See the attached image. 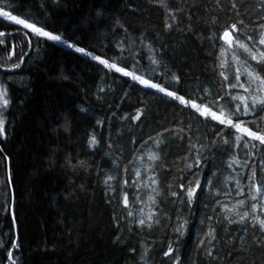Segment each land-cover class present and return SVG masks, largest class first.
I'll return each instance as SVG.
<instances>
[{"label": "trees", "instance_id": "16d2710c", "mask_svg": "<svg viewBox=\"0 0 264 264\" xmlns=\"http://www.w3.org/2000/svg\"><path fill=\"white\" fill-rule=\"evenodd\" d=\"M235 2L240 17L231 9V0H220L219 6L216 0H167L168 9H184L178 14L180 23L169 31L164 29L166 10L159 0H7L11 7L5 10L15 8L14 15L61 34L65 41L92 55L110 61L120 57L118 66L143 74L186 99L195 98L199 103L208 89V99L224 96L234 109L239 101L230 102L225 93L247 94L227 86L229 81L235 82L238 65L228 51L224 67L219 66L224 42L218 37L225 25L237 19L259 22L258 17L264 15L257 7L259 0ZM189 23L192 31L186 29ZM0 31L9 33L0 37L4 40L0 44V83L5 84L9 99V106L2 110L6 135L0 138V264H9L12 240L18 244L12 251L16 264H173L176 256L180 257L177 264H264V247L252 244L251 230L245 234L243 225H230L225 232L226 222L218 223L216 215L220 213L217 201L231 206L246 197L250 168L243 166V160L256 167L257 182L264 183L259 171L264 149H254V155L247 157V150L235 142L234 129H223L224 138L230 141L224 145L215 135L223 126L199 116L191 107L110 71L72 48L40 41L3 18ZM34 47L40 50L39 59L29 64L27 57ZM11 49L12 58L20 61L30 50L15 71L7 68L12 65ZM236 52L241 61L247 60L264 74V66L242 50ZM150 56L160 63L153 65ZM221 71L229 81L220 76ZM14 73L27 81H11ZM173 74L179 83L171 82ZM245 81L242 76L241 82ZM138 110L141 116L133 120ZM261 117L264 112L257 109L255 118L259 121ZM248 126L256 128L255 124ZM157 133H162L159 145L155 143ZM90 135L97 140L91 148ZM190 139L204 146L202 165L198 170L181 171L195 155V150L189 153ZM148 152L158 153L161 161L150 162ZM4 156L9 159L5 161ZM185 156L187 161L182 159ZM233 156L241 164L229 167ZM150 163L154 171L145 170ZM136 169H140V177H136ZM109 175L116 177L110 182L112 190L104 182ZM150 175L158 183L142 187ZM196 179L201 187L189 205L179 185L194 184ZM237 179L241 196L236 195ZM123 181H127L124 190L129 209L122 204ZM153 187L161 195L150 205ZM170 191H177L178 197L170 196ZM141 207L145 214L151 208L160 223L151 229L138 227L135 220ZM128 210L133 217H128ZM177 216L187 221L182 236L173 231ZM222 217L220 213L219 219ZM210 225L216 229L211 244L204 235ZM241 235H246L247 251H237ZM170 243L175 254L165 257ZM208 248L218 259L206 257ZM145 249L147 255L142 259Z\"/></svg>", "mask_w": 264, "mask_h": 264}, {"label": "snow or ice", "instance_id": "6c2138e0", "mask_svg": "<svg viewBox=\"0 0 264 264\" xmlns=\"http://www.w3.org/2000/svg\"><path fill=\"white\" fill-rule=\"evenodd\" d=\"M55 2V0H54ZM159 3L162 7H165L166 16L164 20V29L165 31H169L175 28L180 23L179 13H182L184 9L182 7L175 9L167 8V0H159ZM220 0H216L217 6H219ZM11 7L7 0H0V18H3L5 21H9L15 25H20L23 29L29 30L31 36L38 38L40 41H52L58 43H65L63 36L61 34H56L55 32L46 29L44 26H38V24L34 21H31L28 18H21L19 15H14L15 8H12L11 11L5 10L6 8ZM43 7V5H41ZM262 11H264V0H259V4L257 5ZM231 9L236 11L237 17H240L241 13L238 10V5L235 0H231ZM99 15V13H98ZM188 19L191 20V15L188 16ZM258 21H252L251 23H245L244 19H237L235 23L227 24L224 26L223 32L220 34L218 39L224 42V45L221 46L220 49V67L223 68L226 61L223 59L225 53L228 51H232V61L237 63L238 67L236 69L235 74V82L229 81L228 76L225 75L223 71L220 72V76L224 78L225 81L228 82V87L235 89L241 88L244 93L247 95H231L230 93H225V96L230 97V102L239 101V103L235 104V108L233 109L229 103L225 102L224 96H215L212 99H208L210 93L208 89L204 90V95L200 97V102H197L195 98H185L183 95H179L177 91H170L168 88L162 86L159 83L152 82V79L145 78L143 74H136L135 71H129L125 67L118 66V61L121 59L117 57L110 61L109 59L102 58L100 56L92 55V53L86 51L83 47L75 46L74 44L68 43L67 47L74 48L75 52L81 53L86 56H90L92 60L97 61L100 65H103L104 68L114 70L117 73L122 74L123 76L131 77L133 81H136L143 85L144 87L156 89L157 91L164 93L166 96L171 97L173 100L178 101L184 107H191L195 110L199 116L204 117L206 120L210 118L212 121L217 122L219 125H222L223 128L216 132L215 135L221 139V142L224 145H228L230 141L223 136V129H234L235 133V142L238 145H242L245 151V156L252 157L254 149H264V126H262L261 122H264V117H261L258 121L255 117L257 115V109L260 112H264V74L256 71L247 60L241 61L240 56L237 54L236 50H242L247 56L255 61L257 65L264 66V15L258 17ZM215 23V20H213ZM188 31H192V26L189 23L186 26ZM9 35L7 32L0 31V37H6ZM241 36H245V39H241ZM25 39L28 40L29 46H31V39L28 36V33H25ZM0 44H4V40L0 39ZM146 47L151 48L150 45H145ZM123 51V46L118 45ZM12 53H9L11 56ZM24 57H21V61H23ZM150 62L153 65H158L160 61L155 57H149ZM12 68H19L20 64L11 65ZM135 67V66H134ZM245 76L246 81L241 82V77ZM171 82L179 83V77L176 74L171 76ZM103 91V89H100ZM250 101V103H249ZM9 106L8 99V91L5 84L0 83V109H6ZM141 116V112L138 110L136 115L132 117L133 120L139 119ZM242 116H252L253 119L250 121H245L241 119ZM5 120L3 119L2 113H0V138H4L6 135L5 128ZM99 123V121H98ZM249 124H255V130L252 127H249ZM168 132V129L164 130ZM179 132H183V129L177 130ZM162 133H157V139L155 143L157 145L162 144L163 141L159 139ZM248 137V140H244V137ZM252 141L258 143H251ZM97 143L95 135H90L88 140V146L91 148L95 146ZM212 144H216V141L213 140ZM203 145H197V143H192L191 139L189 142V153H192L195 150V155L192 158L191 163H185V168L181 171H187L193 168L199 169L202 165L203 158L200 153L203 151ZM3 150L0 149V152ZM147 158L150 162L159 163L161 161V157L158 153L148 152ZM3 159L7 161L9 158L4 156ZM136 159H140V157H136ZM187 161L188 157L185 156L182 158ZM115 163V162H114ZM78 164L80 166L84 165L83 161H79ZM233 164L240 165L241 161L238 160L235 156L231 157V163L229 167ZM243 166L249 167L250 172L247 175L248 191L246 197L243 199L237 200L234 204L229 206L228 204L221 203L217 201V205H219L220 213H223L222 220L219 219L220 213H217V222L223 223L225 232L229 231L228 226L230 225H243V232L247 234L249 230L253 233L252 236V244L257 247H264V183L257 182V169L253 165H249V161L247 159L243 160ZM160 167L163 168L164 165L160 164ZM152 168V164L148 165V168L145 169L148 171ZM259 171L262 176H264V157L261 158V163L259 165ZM136 177L141 176L140 169L135 170ZM9 187H11V179L9 173ZM116 180L115 176H106L105 177V185L109 190L111 188V181ZM158 183V178L155 176H148L147 182H142V187H149V185H156ZM127 184V181H123L121 186L122 193V204L125 209L130 208L129 197L127 192L124 190V185ZM235 186L237 188L236 195L241 196L242 193L240 191L242 185L240 180L237 179L235 181ZM172 185L169 184V189H171ZM201 187L200 180L196 179L193 184L191 181L187 186L183 183L179 185L180 189H183V196L186 197L187 203L189 205L192 204L194 197L197 195V190ZM152 192L154 195L148 196V204L155 205L157 203L156 196L161 195V193L155 188H152ZM169 195L172 197H178L177 191H170ZM228 195V193H225ZM143 203V202H142ZM259 209V213L257 210ZM140 217L135 220V224L138 227H147L151 229L154 225H158L160 220L156 217V213L149 208L147 214L144 213V208H140ZM128 217H133L134 213L131 210L127 212ZM120 219H124L121 217ZM209 221L213 219L212 216L207 217ZM118 222V221H117ZM15 223V221H13ZM187 224L186 220H183L181 217L177 216V226L173 229L174 232L178 233L180 236L184 234V229ZM129 231H131V227H129ZM208 237V243L211 244L216 240V229L211 225L208 228V231L204 234ZM231 236L229 237V242H231ZM119 240V237H117ZM246 241V235H241L239 237V248L237 251H247L244 248V244ZM204 244V240L201 239V245ZM18 247L17 241L12 240V248ZM170 254H175V249L172 247L170 243L168 246V250L163 253L165 257L170 256ZM232 253L230 252L229 255ZM147 255V249H145L142 259ZM206 257L215 260L218 257L214 256L212 253V249L208 248L205 252ZM9 264H16V261L12 257V251L9 250L8 253ZM180 260L179 256H176V260L173 261V264H177Z\"/></svg>", "mask_w": 264, "mask_h": 264}, {"label": "rangeland", "instance_id": "374dc122", "mask_svg": "<svg viewBox=\"0 0 264 264\" xmlns=\"http://www.w3.org/2000/svg\"><path fill=\"white\" fill-rule=\"evenodd\" d=\"M7 22H9V21H7ZM9 23H10V24H13V23H11V22H9ZM13 25H15V24H13ZM16 26H19V27L23 28V27L20 26V25H16ZM25 30H27V29H25ZM27 31H29V30H27ZM35 38H36V37H35ZM64 41H65V40H64ZM54 43L67 47V44H68L69 42L65 41V43H58V42H54ZM67 48H69V47H67ZM72 49H74V48H72ZM28 51H29V49H28ZM28 51H27V52H28ZM9 53H12V55L9 56L10 61H12V65H13V64H17V63H19V62H20V64H21V61H20V60H18L17 58H15V59L12 58V57H13V53H14V50H13V49H11V50L9 51ZM27 54H28V53H25V54L23 55V57L25 58V57L27 56ZM39 55H40V50L38 49V47H34V48H32V52H31L30 55L27 57V59H28L27 63L31 64V63L35 62L37 59H39ZM88 57H90V56H88ZM23 62H24V61H23ZM6 66H7V65H6ZM7 68H9V69H11V70H15V69H17V68H12V67H11V64H8ZM9 79H10L11 81H14V82L17 81V82H19V83H20V82H25V81H27V78H26L25 76L20 75V74H15V73H14V75L10 76ZM154 90H156V89H154ZM156 91H157V90H156ZM158 92H159V91H158ZM163 94H164V93H163ZM2 110H3V109H0V113H2Z\"/></svg>", "mask_w": 264, "mask_h": 264}, {"label": "water", "instance_id": "95a60500", "mask_svg": "<svg viewBox=\"0 0 264 264\" xmlns=\"http://www.w3.org/2000/svg\"><path fill=\"white\" fill-rule=\"evenodd\" d=\"M31 50V48H30ZM30 50L28 51V53L30 52ZM23 61H24V58H23ZM23 61H21V64H20V67L17 68V69H20L23 65ZM16 70V69H15ZM13 70V71H15ZM9 168V167H8ZM8 178H9V169H8ZM13 201H14V195H13V190L11 189V207L13 206ZM17 241V240H16ZM14 248H12V251H13Z\"/></svg>", "mask_w": 264, "mask_h": 264}]
</instances>
